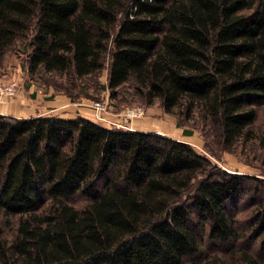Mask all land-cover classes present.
Here are the masks:
<instances>
[{
  "label": "trees",
  "instance_id": "trees-1",
  "mask_svg": "<svg viewBox=\"0 0 264 264\" xmlns=\"http://www.w3.org/2000/svg\"><path fill=\"white\" fill-rule=\"evenodd\" d=\"M8 54L264 165V0H0ZM0 264H264V180L154 132L0 114Z\"/></svg>",
  "mask_w": 264,
  "mask_h": 264
},
{
  "label": "rangeland",
  "instance_id": "rangeland-1",
  "mask_svg": "<svg viewBox=\"0 0 264 264\" xmlns=\"http://www.w3.org/2000/svg\"><path fill=\"white\" fill-rule=\"evenodd\" d=\"M23 66V57L14 54H8L0 64V89L9 85L17 87L13 95L0 93V107L5 103H9L22 116H55L63 119H75L81 116L86 119L90 118L89 120L92 119L93 122L106 128L116 127L125 130H137V127H144L154 133L170 138L176 137L173 129L188 127H178L175 117L165 113L158 103L152 106L131 104L129 102L124 105H116V101L109 98L107 90L99 89L95 91L93 88L87 89V92L83 90L81 94H78L80 90L78 87L75 89L67 87V90H71L72 93L66 94L62 87L66 82L64 76L41 73L31 77ZM98 81L100 83L107 81V70L101 72ZM96 104L100 106L97 107ZM133 110H136V113L127 114L128 111ZM189 137L188 139L191 142L189 144L197 152L209 157L223 170L233 174L256 176L264 180L263 152L260 149L253 151L247 147L243 154L239 149L237 154L223 152L216 158L206 149V141L201 132L194 130ZM249 199L250 194L247 192L238 201L237 206L245 205ZM235 211L236 209L230 206V212L233 215ZM242 212L239 211V214ZM246 214L247 212L243 213L242 216ZM5 230L7 232L9 229ZM200 234L204 241L200 255L211 253L221 247L209 241L206 234L202 232ZM250 248L251 250H257L252 245ZM225 249L230 248L226 245Z\"/></svg>",
  "mask_w": 264,
  "mask_h": 264
},
{
  "label": "crops",
  "instance_id": "crops-1",
  "mask_svg": "<svg viewBox=\"0 0 264 264\" xmlns=\"http://www.w3.org/2000/svg\"><path fill=\"white\" fill-rule=\"evenodd\" d=\"M0 114L17 116V117H26V116H22V115L18 114V112L15 110V107H13L12 105H9V103H5V104H3L0 107ZM183 129L184 128H177L176 130L173 129V132L176 133V137H174L173 139H177V140L184 141V142H187V143H190L191 144V142L188 139V138H190L189 136H191V135H184L183 134ZM137 130L150 131V132H152V130H149L148 128H144V127H137Z\"/></svg>",
  "mask_w": 264,
  "mask_h": 264
},
{
  "label": "built area",
  "instance_id": "built-area-1",
  "mask_svg": "<svg viewBox=\"0 0 264 264\" xmlns=\"http://www.w3.org/2000/svg\"><path fill=\"white\" fill-rule=\"evenodd\" d=\"M17 87L15 85H9V86H4L2 89H0V93L2 94H7V95H13L16 91ZM95 106H100L99 104H96ZM136 113V110L133 111H128L127 114H134Z\"/></svg>",
  "mask_w": 264,
  "mask_h": 264
}]
</instances>
